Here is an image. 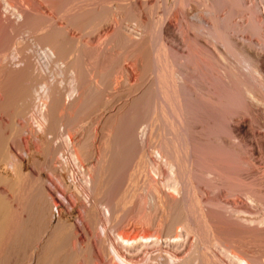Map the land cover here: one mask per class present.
<instances>
[{
  "label": "bare ground",
  "instance_id": "6f19581e",
  "mask_svg": "<svg viewBox=\"0 0 264 264\" xmlns=\"http://www.w3.org/2000/svg\"><path fill=\"white\" fill-rule=\"evenodd\" d=\"M183 1L184 0H182L181 3H183V4L186 3L185 4V6H186L188 3L183 2ZM201 2L203 3L201 5H204L205 9L198 11L199 13L197 12L195 16L191 15L193 12V11H191V12H186V14H185L186 18H185L182 16L183 14L180 12L181 16H182L181 18H184V20L186 19V24L188 23L187 31H188V35H189L190 40H192L194 42V44H196V46H198V49L204 48L205 50L209 51V53H211L214 56V58L216 57L219 60L229 61V62L234 63V65L243 74L247 75L249 77V79H251L255 82H258L259 87L264 89V0H204V2L202 0ZM213 2H217V4H218L217 9H215V7H214L215 3L213 5ZM12 3L10 0H0V8L3 7V5H4L3 8L5 9V13L8 14L6 16H9V18L13 16L12 22H14V24H16V26H19V25H21V26L25 25L26 26L27 22H26V18L24 16L26 14H24L17 6L13 5ZM1 4H3V5H1ZM175 5H177V4H175ZM185 6H184V8L186 9ZM57 8H58V6H57ZM123 8H124V6H123ZM149 8H150V5H149ZM85 10H87V9H85ZM2 11H3V9H2ZM34 11H35V9H34ZM88 11H90V10H88ZM82 13H84V12H82ZM96 13H97V11H96ZM180 13H179V15H180ZM31 14H33V13H31ZM33 15H32V17H33ZM38 15L42 16V14H38ZM179 15H178V17H179ZM207 15H209V17H211L213 19V22H211V23L208 22V19L206 17ZM37 16H36V18H40ZM192 16L194 18H196L197 21H199V25L197 24L198 27H196L198 29L194 33L192 32V30H193L192 26L194 25V23L196 24L197 22H194L192 26L188 27L190 25V23L192 24V20L191 21L189 20V17H192ZM43 17H45V15H43ZM237 17H240V20H237ZM29 18H31V17H29ZM146 18H149V17H146ZM79 19H80V15H79V17L75 18L76 21L74 20L71 22H73L74 25L76 24V25L82 26V28L84 30L86 29V31H88V33H89V32L96 30V28L100 25L102 18L97 17V18H94L95 20L93 19L92 21H88V22H86V21L83 22V21H80ZM32 20H33V18H32ZM30 23H34V22H31V20H30ZM30 23H28V25ZM207 23H208V27H206ZM35 24L34 25L31 24L30 26H32V25L35 26ZM72 24H70V26ZM38 25H39V23H38ZM141 25H143V24L141 23L140 27H141ZM30 26H27V27H30ZM155 26H157V25H155ZM143 27H145L144 32L141 31V35L139 34L140 38L142 36L141 39L135 38L136 36L135 37L132 36L129 40L131 47L133 49L136 48L134 50L139 49V46L141 44L144 45L143 44L144 42L146 44H148L149 40L152 39L151 37H149L150 39L147 37L149 40L147 38H144L146 35V32L150 34L153 31L152 27L150 25H148V27H146V25L145 26L143 25ZM48 28L41 29V31L39 29V30H37L38 32H40L39 34L37 32V34L35 36H33V37L29 36L30 41H29V39H28V41L30 43L27 41L28 43L27 44L25 43L24 48H20V47L18 48L17 46L13 45L8 50V52L3 53L5 48L3 45L0 46V264H80V258L83 257L82 255H84L83 254L84 253L83 252V250H84L83 246L84 245L83 246L81 245V238L82 237L80 238V229L82 232L86 231V228L84 227V225H86L85 220H87V222H89V224L92 227H98L100 229V232L102 234H104V236H105V238H101V236H100V242L102 243V248H99V250L102 249L103 254L106 255V258L109 261H111V263L107 262V259L105 261H103V258H104L103 257L102 260L100 261V264H194V261H192L193 258L190 255H188L186 253L188 258H189V256L192 258V259H188V260H186L187 257L185 255H184L185 257L182 256L183 255L182 250L178 249V245H179V241H181L180 238H182L181 236L183 234L181 235V232H180V234H179V232H178V234L176 232H174L175 226H172V224H171V222H173V225H175L174 220H172V218H174L175 215L177 216V217H175L176 220H177V218L178 219L180 218L179 220H177L178 223L182 219H184V222H186V220H187V222L190 220V218L187 216L188 212L184 214V210H183V208H186L184 206V202H185V193H187V191H186V185L187 184H185V182H184L186 179L185 170L183 171V168L180 166L181 164H179V162L176 161L178 159L177 156L179 154L178 148H176V146H178V143L184 142V141H182V140H184L182 138L189 131L187 129L186 130L187 132L184 134L178 128L177 122H178V124H180L179 123L180 122L179 116L182 115L183 111H182V113L180 111L178 112V109L176 107V105L178 106L180 104V103L179 104L177 103L178 101L176 102V105L174 103H172L173 102L172 100L174 99V97H176L178 100H181L182 96L186 95L188 97L189 96L191 97L194 95V93L192 92L193 90H191L189 88V86L186 84L187 82H185L186 80L184 78L183 71L181 72V70H177L178 68L176 69V64L178 65L177 62H175V61L171 62V60L169 59L170 55L167 54L168 49L166 47H165L166 51H163L160 48H159V50L158 49L153 50L152 47L151 48L149 47V46H152L150 43L148 45H145L148 48L147 47L144 48V46H143V48L145 50H147L146 52H148V53H146L147 55H145V59H146V56H148L147 57L148 63H146V64H148V68H149L150 74L152 76V79L150 80L149 84L147 85L146 90H144V96H143V94L141 96L138 95L139 97L138 98L136 97L135 100L132 102L131 105H133V107L132 106L130 107V108H132V112H130V111H124V112L125 113L130 112V114L131 115L133 114V116L137 115V113L139 112V111H137L138 110L137 109L138 108L137 103H139L138 101L141 100L143 102V99H146L145 105H143L144 103H142V105L145 106L142 110H144L145 112L142 110H141L142 111L141 113L139 112L141 114V116L145 114L146 117L143 118V116L141 117L139 115L141 119H139L138 117H137L138 119L137 118L134 119L135 117L133 118V116H131L132 120L129 118L126 121V119L123 116H121L122 112L121 113L119 112L120 118L118 117L113 122L112 132H110L111 130L110 131L108 130L110 132V134H106L107 138L105 137L104 138L105 140L104 139L102 140V141H104V147H102L103 144L100 143V144H102L100 147V148H102V149H100V150H102V152H101V154L99 153L97 155L96 149L98 150V146L95 145V141H96L95 139L97 138V134H96L95 130L97 127L93 126L94 127L93 128L90 125L93 128V130L91 127H89V128H91L90 131L92 130L91 134L89 133L90 131L87 130L88 133L90 134V136L89 137L87 136V137L90 140H89V145L88 144L86 145L85 143L87 142L88 139H86V140L84 139V141H83V135L81 133V126L78 124V122H79L78 117H80V116H78V114H79V112H81V109H83L87 105L91 104L90 106L93 109L92 103L96 101L95 99L93 100V98L95 97L96 93H98V92L94 93L95 90L98 91L96 89L97 86L95 85L98 83V81L96 80L98 75H99V73L97 72L98 70L96 68V65H94V64H93L94 66L91 63H90L91 65H89V64H87L88 62L86 63V61H85V63L88 66L83 64L82 56H84L86 53L84 52L85 50H83V52L85 53L84 55H82L80 53L79 46H80V43H81V46L83 45L82 42L79 43V41H78V43H77V41L74 40V38L73 39L71 38L73 35L70 36V38L68 37V35L65 36L64 34H67V33L64 31L62 32L64 27L63 28L60 27L62 30L61 29H60V31L58 30L57 32H59V33L56 32L55 34H54V29H52L50 27L52 29V30H50ZM16 29H18V28H16ZM23 29L24 28H22V33L24 32V34H22L23 37H24V35L26 36L25 33H28V35H30L31 32H34V29H32V27L30 29H27L25 27L26 30H24V31H23ZM79 29H81V27ZM115 30H116V33L114 35H117V34L120 36L123 35V34H121L122 28L120 26H116ZM35 31H36V28H35ZM61 33H62V35H60ZM142 34H144V35H142ZM152 34H154V33H151V35ZM118 35H117V37H118ZM110 36L112 38V35H110ZM160 36H161V34H160ZM23 37L20 36L19 39L24 40ZM117 37H116V39H117ZM26 38H27V36H26ZM108 39H110V38H108ZM143 39H147L148 43L146 40H143ZM142 40L144 41L143 43H142ZM107 42H108V40H107ZM124 45H125V43H124ZM103 46H104V44L102 45V47ZM157 46L155 45L156 48H157ZM92 47H93V45H92ZM158 47H160V44ZM163 47L164 46H161V48H163ZM82 48L84 49V47H82ZM140 49H141V46H140ZM139 50H138V52H139ZM87 53H89V51ZM197 53L199 54V52H197ZM90 54L91 53H89V55ZM86 56H87V54H86ZM213 56H211V57H213ZM86 59H88V58H86ZM194 64H196V63H194ZM194 68H193V70H194ZM104 70H102V72ZM187 74H189V73H187ZM190 75H191V73H190ZM192 75H194V74H192ZM101 77H102V75H101ZM101 80H103V79L101 78ZM104 81H106V79ZM237 84H236L237 85L236 90L238 93L244 94L247 98L253 100L254 102H261L262 101L258 92L253 90L251 87L247 86L246 83H241V82L238 83L237 82ZM98 86H99V84H98ZM168 91H169V94H167ZM141 101H140V103H141ZM97 102H98V100H97ZM96 103H94V104L96 105ZM140 106H141V104H140ZM95 107L96 106H94V108ZM181 107H182V105H181ZM86 108L88 109V107H86ZM89 109H90V107H89ZM89 109H88V111H89ZM209 109H211V108H209ZM181 110H183V109H181ZM84 111H87V110L84 109ZM82 112H83V110H82ZM160 112L162 113V119L157 117L158 113H160ZM89 114L90 113H88V115ZM109 115H112V113ZM2 116H6V117L8 116L10 121L8 123H4ZM81 117H83V116L81 115ZM80 119L82 120V118H80ZM110 119H109V121H110ZM146 119L149 121L148 123H150L151 129L150 128L149 129L151 131L148 130L149 125L147 127L144 125V127L147 128V130L150 132V134L144 133V135H146V136L150 135V137L153 135L154 138H152V137L151 138L154 141V139L159 138L158 136L155 137V135H154L156 133V131L159 132V130H157L156 127L158 126V128L160 127V129H161V135H160L161 137L156 141L157 143L155 145H152V146L150 144H148L151 142L149 136H148L149 140L146 141V140H144L146 138V136H144L145 138H143V135H142V138H141L138 135V133H140V132L137 131L140 123H143V122L145 123ZM180 120H181V118H180ZM83 121H84V119H83ZM95 121H96V119L93 118V120H91V123L92 122L94 123ZM109 125H111V124H109ZM103 128H104V126H103ZM155 129H156V131L154 133L153 131ZM145 130L143 132H145ZM148 131H146V132H148ZM141 132H142V130H141ZM209 133H211V132H208L207 135ZM188 134L190 135V132ZM215 134H212L213 136H211V135L207 136L206 135L207 138L204 135L205 139H206L205 143H208L209 145H212V146L213 145L220 146V149H222V148L225 149L226 147L228 149V147H230L229 142L224 138H217L218 136L214 137ZM186 136H188V135H186ZM227 136H230V135L227 134ZM153 141L151 144H153ZM145 142H147L146 145L148 144V146L143 145ZM182 144L184 146L185 142ZM234 145H236V144H234ZM143 146L147 147V149L149 146L152 147V149H153V146H154V148H157L156 153H155V150L153 151L154 156L156 158L160 157L159 161L163 159L164 162L160 161L161 164L166 163L167 166L164 165L165 168L166 167L169 168V170L167 168L168 172L166 171V175H165V172L162 170L164 172V173L163 172L162 173L165 176L164 177L162 175V177H164L163 178L164 180H162V178H160L162 180L160 182L159 176H158L157 179L159 181H157V182H159L161 187L159 186L160 188L159 189L155 188V190H157V192H158V194L156 193L158 195V196H156V198L159 197V199H161V201H162L161 203L164 204V206L166 207L165 209L170 212V214L166 212L167 217H169L170 215L173 216L172 218L170 216L171 219H169V218L165 219V220H168V219L171 220L169 222L170 226H168V227L172 226L174 231L172 230V227H171L170 232L173 231L177 235H175L173 232H172V234H174V235L170 234L169 232H168L169 234L164 235L163 234L164 232L162 230H160L161 228H158V229L160 230V232L162 231L163 233H157L159 230H157L156 233H148V232H153V231H150L148 229H147L148 230L147 233L145 232L146 230L145 231L143 230L144 233H142V232L136 233L138 231V229L135 233L134 232L132 233V232H129V229L126 231L124 229H123L124 231H119V229H116V226H114V225H117L116 221L117 220L119 221V219H120L119 217H121V216H123V217H122V219H120L121 221H119V222L123 223V221H125V222L127 221V220H124L125 219L124 216L129 215V214H126V211H128L127 208L131 209V207H129V206L134 204L136 199L129 198V199H133V201H134L131 203L132 200L129 202L128 198H124V197L120 198V199L124 198V200H126L127 203L128 202L130 203V205H129V203L127 205V203L125 204L124 200L122 201V203L124 202V204L120 203V205H122L123 208L126 210V211L123 210L122 206H121L122 212L124 211L122 214V212L118 208H116L117 210L115 209V202L111 201V198L107 199V203H106L105 196H107V195L111 196L112 189L116 187L115 185H117V184H115L116 181L114 182V180L116 178L121 177L120 175L123 174L122 170L124 168L129 167L128 165H131V164L134 167V164L135 163L137 164V161H140L139 159L143 158V156L146 155L143 152H142L143 154L142 153L138 154L139 152H141L144 149ZM183 146H181V147L183 148ZM204 146H205V144H204ZM224 149H222V150H224ZM100 150H99V152H100ZM143 151H145V149ZM190 152H191V150H190ZM137 154L140 156L141 155H143V156L141 158H140V156H137L139 158L136 161L135 157ZM99 156H101V158ZM221 158L223 159L222 156H221ZM40 159H42V160H40ZM146 159H147V156H146ZM141 160H144V158ZM148 160H150V159L148 158ZM153 160H154V158H153ZM26 161H28L29 163L34 165L33 170L26 171ZM144 161H143V163L145 164L146 162H144ZM197 161H198V159H197ZM149 162L151 163V161H149ZM156 162H157V159H156ZM140 163H142V162L140 161ZM150 163L149 164L146 163V165H144V166H146V167H147V165H149V167L152 166L151 169L148 167L149 168L148 170H149V172H151L153 170L154 173L156 171V176H157L158 175L157 172H159V169H160L158 166L159 163L157 162L158 163L157 169H156V167H153L154 162L151 163V166H150ZM141 165L140 166L138 165V168L139 167L141 168ZM130 168L132 169V167H130ZM135 168H137V167H135ZM137 169H135L136 173L130 171V173H132V175H130V176H128L129 173L126 172L125 177L127 179H129V178L133 179V182H134L135 176H136V180H137L138 178H140L139 175L142 174V172L140 174L137 173V172H139V169H138V171H137ZM141 169H143V166ZM144 169H145V167H144ZM146 169L144 171L143 170H140V171H143L145 174L148 173V175L150 176V173ZM153 171L151 172L152 175L154 174ZM191 171H192V169H191ZM160 173L161 172H159V174ZM187 173H189V172H187ZM207 173H208V171H207ZM143 175L144 174H142V176ZM201 175H203V174H201ZM205 175L206 174H204V176ZM153 176H152V178H154ZM122 177H123V175H122ZM144 177H143V179L146 178V177L145 178ZM187 178H189V177H187ZM122 179H120V180L118 179V180L121 181ZM141 179L142 178H140L138 180L141 182L142 181ZM147 179H149V178H146V180ZM138 180H137V182H138ZM208 180L209 179H207V181ZM119 181H118V183H119ZM122 181H121V183L123 184L124 182H122ZM127 181H126V183H127ZM129 181H132V180H129ZM129 181H128V183H129ZM145 181L143 180V182H144L143 184H145ZM147 181H149V180H147ZM136 183L134 182V185ZM122 184H120V185H122ZM138 184H140V183H138ZM148 184H150V183H148ZM140 185L142 186V183ZM118 186L119 185H117V187L115 188L116 191L118 189L117 192H119V190H122V189L125 191H129V192L134 191L133 193L138 192L137 188H136L137 191L131 190L133 188L135 189L136 186L135 187L132 186L133 187L132 188L129 185V187H128L129 190H127V188H126V186H128V185L123 184V188H122V186L121 187L120 186L118 187ZM189 186H190V182H189ZM124 187L126 189H124ZM130 187H131V189H130ZM139 187L140 186L138 185V188ZM143 187H145V186H143ZM215 187H217V186L214 185V188ZM141 189H142V187H141ZM189 189H190V191H189ZM189 189H187V190L189 192H191V188H189ZM147 190H149V189H147ZM113 191H115V190L113 189ZM125 191H124L125 194H123V191H122V195H126ZM238 191H239V189H238ZM115 192H113V193H115ZM131 192H130V196L132 195ZM120 193H119V195H120ZM250 194L248 192L247 195L249 196ZM115 195H116V193H115ZM119 195H117V196H119ZM127 195H129V194H127ZM127 195H126V197H127ZM133 195L135 196V194H133ZM188 195H190V193H188ZM117 196H112V198L113 197L116 198ZM186 196H187V194H186ZM252 196H253V197H251L252 199L250 197L248 198V199H251V202L254 201L257 197V196H255V193ZM187 197H189V196H187ZM209 197H211V196H209ZM115 198H113V199L115 200ZM118 198L119 197H117L116 199L118 200ZM135 198H136V196H135ZM192 198H193V194H192ZM253 198H255V199H253ZM103 200H105V204H104L105 206H101V207H103V210H101L100 213H102V215L104 217V222L107 223L110 220L109 223H111V222H112L111 224L114 223L113 228H115L118 231L115 234L116 230L113 229L114 230L113 236L116 239V240L114 239L116 241V243H115V241L112 242L113 239L108 241L109 236L107 237L106 233H107V230H109L108 228H110V227L108 226V228H107L106 227L107 225L102 223L103 222V221H101L102 218L100 219L98 217L99 213L97 215L96 205H97V207L99 206L98 205L99 203H100V205H103L102 204V203H104ZM208 200L210 201L211 199H208ZM217 200H218V198H217ZM217 200H215V201H217ZM260 200L261 199H259V201ZM16 201H18L19 203ZM186 201H188V203H189V200H186ZM15 203L16 204L18 203V204L16 205ZM90 203H91V206L89 205ZM141 203H142V201H141ZM213 203L215 204V202H213ZM213 203H211V204H213ZM116 204H118V203H116ZM262 204H263V201H262ZM15 205L16 206L19 205V208L16 207L18 209V210H16V211H18V213H16V214H18V215H13V208ZM124 205H127L128 207L126 208V206H124ZM220 205H222V204H220ZM119 206H117V207H119ZM191 206L195 207V203L193 205H190L189 208ZM204 206H205V204H204ZM54 207L57 209V214H58L56 219H55V214L53 211ZM214 207L216 208V206H214ZM218 207H219V205H218ZM221 207L224 208L225 206H221ZM221 207H219V208H221ZM196 208L197 207H195L194 209L192 208L191 210L194 211ZM209 208H208V210L205 209V210H207V212L204 210L203 213L205 212L207 214L210 222H212L213 224H215L217 226L216 227L214 225L216 228L213 227L215 229V233H216V234L215 233L214 234L217 235L216 236L217 241L219 240L218 241L219 243L221 241V244L224 241H226L228 243V245L230 242H233V241H235V242L238 241L237 243L240 242V245L238 244L239 249H237V247H235L234 250H236V251L234 253H232L234 263L235 264H264V212L261 215H259V217H255V216L254 217H250V216L247 217L246 216L247 218H242V219L239 218L240 220H238V218H237V220H235L236 218L234 220H231V219H229L230 217H228L227 219L223 218L222 217L223 213H221L222 216L221 215L217 216V214L212 212L211 207H209ZM114 209L116 210L115 211L116 213L121 212L120 214H122V215L119 214V216L115 214V216L118 217V219L115 218V219H117L116 221H113V219H110V218H112L111 215L114 217V214H112V213H115L114 211L112 212V210H114ZM247 209H248V207H247ZM75 210L78 211L77 222H70L69 217H71L73 215ZM194 212L197 214V212H199V211L197 210V212L196 211H194ZM14 213H15V210H14ZM158 214H160V213H158ZM177 214H179V215H177ZM198 214L200 215V213H198ZM206 214H205V219H208L206 217ZM255 214L256 213H254V215ZM141 215H143V214H141ZM178 216H180V217H178ZM129 217H131V216H129ZM129 217H127V218L129 219ZM138 217H137V219H139ZM203 217H204V214H203ZM143 218L145 219V216ZM187 218H189V220ZM201 218H202V216H201ZM118 221H117V223H118L117 226H119ZM150 221H151V218H150ZM184 222H182L183 225H185ZM201 222L202 223L204 222L203 219ZM201 222L200 223L198 222L199 225H197L198 228H196V229H199V227L201 225H203V226L200 227L199 230L206 227V225L202 224ZM162 223H163V220H162ZM178 223H176V225ZM193 223H194V221H193ZM126 224H128V223H126ZM161 225H158V226H161ZM188 225H189V223H188ZM219 225L220 226L222 225V227L224 228L222 231H220L221 228L218 227ZM192 226H190V227H192ZM211 226H213V225H211ZM83 227L85 228V231L82 230V229H84ZM132 227H133V225H132ZM132 227L130 229H132V231H134L133 228H135V227H133V228ZM176 227H177L176 228V231H177L178 226H176ZM9 229H11V231ZM182 229H184V228H182ZM192 229H195L194 226ZM214 229H213V231H214ZM95 230H96V228H95ZM121 230H122V228H121ZM180 231H181V229H180ZM201 231H203V230H201ZM109 233H110V231H109ZM165 233H167V232H165ZM198 233H201V232L199 231ZM110 234H112V233H110ZM186 234H184V235H186ZM201 234H199V235H201ZM195 235H197V234H195ZM215 235H214V237H215ZM198 237L196 236L195 238H198ZM185 239H187V238H185ZM197 240H199V238ZM217 241H216V243H217ZM184 242H183V244H184ZM227 243L224 242L223 244L225 245ZM86 244H88V243H86ZM86 244H85V246H86ZM89 244L90 245H87V247L84 250V251H87L86 254L89 256L88 258L86 256H84L85 258H87V259H84L85 262H87L86 260H88V263L91 261L90 259L92 258L91 257V255H92L91 251L94 250L91 243H89ZM163 244L168 245L169 248L166 247L167 250L163 249L162 248V246H164ZM181 244H180V247L182 248L183 246H181ZM242 244H243V246H241ZM231 245H232V247H234L233 244H231ZM231 245H230V247H231ZM150 246L155 247L157 250V253H154V254L150 253V251L148 249ZM190 249H192V248H190ZM89 252H90V255L88 254ZM199 256H201V255H199ZM196 257H197V255H196ZM196 257H194V258L197 259ZM202 257H203V259L206 258V256H202ZM207 258H208V256H207ZM207 258L205 260H207ZM198 259H200V257ZM84 260H82V262ZM200 260L198 261V263L200 262ZM208 261H209V259H208ZM196 263H197V261H196ZM202 263L205 264L203 261H202ZM209 264H210V262H209ZM218 264H219V262H218ZM229 264H231V263H229Z\"/></svg>",
  "mask_w": 264,
  "mask_h": 264
},
{
  "label": "rangeland",
  "instance_id": "374dc122",
  "mask_svg": "<svg viewBox=\"0 0 264 264\" xmlns=\"http://www.w3.org/2000/svg\"><path fill=\"white\" fill-rule=\"evenodd\" d=\"M10 1H11V3L13 2L12 4L17 6L24 14H26L24 16L26 18L27 23H26V26L23 25L24 27L21 25L16 26V24H14V22H12L13 16L10 18H9V16H6L8 14L5 13V9L3 8L4 5L1 4V5H3V7L0 8L1 9L0 10V13H1L0 14V43H1L0 46L3 45L5 48V50L3 49L4 51L2 50L3 53L8 52V50L13 45L17 46L18 48L19 47L24 48L25 43L27 44L30 41L29 38L31 36L33 37L37 34V32H38L37 30L40 29V31H41V29H46L48 27H49L48 29H50V30L54 29V34L58 30L60 31V29L64 27L63 30L62 29L61 30H62V32L64 31L67 33V34H64L65 36L68 35V37L70 38V36L73 35L71 38L72 39L74 38V40H76L77 43L79 41V43L82 42L83 45L85 44L84 46L83 45L81 46V43H80V46H79L80 53L82 55H84L85 53L87 54V56H86V54L84 56L81 55L82 60H83V64H85L86 66H88L87 64L96 65V68L98 70L97 72L99 73V75L96 79L98 81V83L97 84L94 83V84L97 86L96 89L98 91L95 90L94 93H96V92H98V93H96V95H95L96 98L95 97L93 98V100L94 99L96 100L95 102L92 103L93 109L90 106L91 104L87 105L86 107H88V109L90 107V109H89L90 112L88 111V109L86 107H84L83 109H81V112H79L80 115L78 114V116H80V117H78V116L77 117L79 119L78 124L81 126V133L83 135V141H84V139L85 140L88 139L87 142L85 141L86 143L84 142L86 145L87 144L89 145L90 139L88 137L92 133V130L94 128L93 126L97 127L95 130L96 134H97V138L95 139L96 140L95 145L98 146V150L96 149L97 155L99 153L101 154L102 150H100V149H102V148H100V147L102 144H103L102 147H104V141H102V140L105 137L107 138L106 134H110V132H112V124L118 117L120 118V113L121 112L123 113V114L121 113V116H123L126 119V121L129 118L132 120L131 116H133V114L132 115L130 114V112H132V108H130V107L131 106L133 107V105H131V104L135 100L136 97L138 98L142 94L144 96V90H146L147 85L149 84L150 80L152 79V76H151L149 68H148V64H146V63H148V60H147L148 56H146V59H145V55H147L146 53H148V52H146L147 50L144 49L145 47H147L145 45H148L150 43L152 46H149V47L150 48L152 47L153 50L154 49L159 50V48H160L161 50L166 51V48L168 49L167 54L170 55L169 59L171 60V62L175 61L178 63V65L176 64V69L178 68L177 70H181V72L183 71L184 78L186 80L185 82H187L186 84L189 86V88L191 90H193L192 92L194 93V95L191 97L190 96L188 97L186 95L182 96L181 100H178L176 97L173 96L174 99L172 100L173 101L172 103H174L175 105H176L177 101H178L177 102L178 104L180 103L182 105V107L180 104L178 106L176 105L178 112L180 111L182 113V111H183L182 115L179 116L181 118V120L179 118L180 124H178V122H177L178 128L184 134L187 132L186 131L187 129L190 132V135L188 134L189 133L188 132L182 138V139H184L182 141L185 142L184 146L182 144L184 142L178 143V146H176V148H178V151L180 154L179 155L177 153L178 159L176 161L179 162V164H181L180 166L183 168V171L185 170L186 179L184 182H185V184H187L186 185L187 193H185V202L186 203L184 202V206L186 208H183V210H184V214L188 212L187 216L190 218V220H189V218H187L189 221L187 222V220H186V222H184V219L181 218L183 221L181 220L178 223L177 220H179L180 218L179 219L177 218V220H176V218H175V217H177L176 215L174 218H172L173 216L170 215L172 220H174L175 225H173V222H171V224H172V226H175L174 227L175 231L173 230V227L172 226L171 227H172V230L174 232H176L177 234H178V232H179V234L181 232V235L183 234L181 236L182 238H180L181 241H179L178 249L182 250V254H183L182 256L185 255L187 257V254H188L193 258L192 259L189 256V258L187 257L186 260L192 259V261H194V264H199L200 262H201L200 264H203L202 261L205 264H209V262H210V264H218V262H219V264H229V263L235 264L233 257H232V253H234L236 251V250H234L235 247H237V249H239L238 244L240 245V242L237 243L238 241L237 242L233 241V242H230L228 245V243L223 240L227 244L224 245L223 244L224 242L221 244V241L219 243L218 242L219 240L217 241V238H216L217 235H215L216 233H215V229H214L217 226L215 224H213L212 222H210L207 214L205 212L203 213V211L205 209L208 210V208L211 207L212 212L217 214V216H219V215H221V213H223L222 214L223 216L221 215L223 218L227 219L228 217H230L229 219H231V220H234L235 218H236L235 220H237V218H238V220H240L239 218L242 219V218H247L249 216L250 217H254V216L259 217V215H261L264 212V89L259 87L258 82H255V81L249 79V77L247 75L243 74L234 65V63L229 62V61H222V60L217 59L216 57L214 58V56L211 53H209V51L205 50L204 48L198 49V46H196V44H194V42L192 40H190L189 35H188V31H187L188 23L186 24V19L184 20V18H181V17L183 16L186 18V15H185L186 12L193 11L194 13L192 12L191 15L195 16L198 11L204 10L205 9L204 5H201V4H203L201 2L202 0H184L183 2L188 3L186 6H185L186 3L185 4L181 3L182 0H175V1L174 0H116V1L115 0H72V1L71 0H68V1L67 0H10ZM203 2H204V0H203ZM214 3H215V6H214L215 9H217L218 4H217V2H213V5H214ZM175 4H177V5H175ZM149 5H150V8H149ZM57 6H58V8H57ZM123 6H124V8H123ZM184 6L186 7V9L184 8ZM2 9L4 12L2 11ZM34 9H35V11H34ZM85 9H87V10H85ZM88 10H90V11H88ZM96 11H97V13H96ZM82 12H84V13H82ZM180 12L183 14L182 16H181ZM31 13H33L34 15ZM179 13H180V15H179ZM38 14H42V16L38 15ZM27 15L31 18H29ZM32 15H33V17H32ZM43 15H45V17H43ZM79 15H80L79 20L83 21V22L84 21H86V22L92 21L94 18H97V17H99V18L101 17L102 19H101L100 25L96 28V30L89 32L90 33L89 34L88 31H86V29L84 30L82 28V26L76 25V24L74 25V23L71 22V21H74L75 18L79 17ZM178 15H179V17H178ZM36 16L40 17V18H36ZM146 17H149V18H146ZM206 17L208 19V22H210V23L213 22V19L211 17H209V15H207ZM32 18L34 21L32 20ZM30 20H31V22H34V23H30ZM189 20L190 21L192 20V24L190 23V25L188 27L192 26L194 22H197L196 24L194 23V25L192 26L193 30L191 29L192 32L194 33L198 29L196 27H198L199 21H197V19L194 18L193 16L189 17ZM237 20H240V17H237ZM140 22L144 26L146 25V27H148V25H150L152 27V30H153L151 33H154V34L151 35V33L149 34L146 32L145 37L144 36L143 37L144 38L151 37L152 39L149 38L150 39L149 40L147 38L149 40V43H148L147 39H143V40H146L148 44H146L142 40V43L144 42L143 43L144 45H142V44L140 45L141 49L139 46L140 50L139 49L134 50L136 48L133 49L131 47L129 40L132 36L133 37L136 36L135 38H140L139 36L141 35V31L144 32L145 27H143V25H141V27H140V24H141ZM28 23H30V24L28 25ZM38 23H39V25H38ZM69 23L70 24L73 23V24L70 26ZM31 24H33V25L35 24V26H33V25L30 26ZM154 24L157 26H155ZM27 26H30V27H27ZM116 26H120L122 28V33H121V34H123L122 36L117 34L118 35V37H117V35H114L116 33V30H115ZM25 27L27 29H30L32 27V29H34V32H31V34L29 33L30 35H28V33H25L27 38L25 35H24V37L22 35V34H24V32L22 33V28H24L23 29V31H24V30H26ZM34 27L36 28V31H35ZM80 27H81V29H79ZM206 27H208V23L206 24ZM16 28H18V29H16ZM39 33L40 32H38V34ZM57 33H59V32H57ZM160 34H161V36H160ZM60 35H62V33ZM110 35H112V38ZM142 35H144V34H142ZM20 36L23 37L24 40H20L19 39ZM125 36L126 37L128 36V37L126 38ZM116 37L118 40L116 39ZM108 38H110V39H108ZM141 38H142V36H141ZM28 39H29V41H28ZM107 40H108V42H107ZM124 43H125V45H124ZM103 44H104V46L102 47ZM159 44H160V47H158ZM92 45H93V47H92ZM155 45L156 46L158 45L157 48L155 47ZM143 46H144V48H143ZM161 46H164L163 47L164 49L161 48ZM82 47H84V49ZM83 50H85L84 51L85 53L83 52ZM138 50H139V52H138ZM88 51H89V53H91L90 55H89V53H87ZM197 52H199V54ZM211 56H213V57H211ZM86 58H88V59H86ZM85 61H86V63L87 62L88 63L86 64ZM194 63H196V64H194ZM193 68H194V70H193ZM102 70H104V71L102 72ZM187 73H189V74H187ZM190 73H191V75H190ZM192 74H194L195 76ZM101 75H102V77H101ZM101 78L103 80H101ZM105 79H106V81H104ZM237 82L238 83L239 82L246 83L247 86H249L253 90L257 91L259 96L261 97L262 101L261 102H254L253 100L247 98L244 94L238 93L236 90V86L238 85ZM98 84H99V86H98ZM167 94H169V91L167 92ZM97 100H98V102H97ZM140 101H138L139 103H137L139 105V106L137 105V107H138L137 111H139L141 113L142 111H144L142 109L145 107L143 105H145L146 99H143V102L141 101V103H140ZM94 103H96V105ZM142 103H144V104L142 105ZM140 104H141V106H140ZM93 105L96 107L94 108ZM209 108H211V109H209ZM84 109H86L87 111H84ZM181 109H183V110H181ZM82 110H83V112H82ZM124 111H130V112L125 113ZM139 112L137 113V115L133 116V118L135 117L134 119H136L137 117L139 119H141L140 118L141 114ZM88 113H90V114L88 115ZM111 113H112V115H109ZM81 115L83 117H81ZM144 115H142L143 118L146 117V115L145 116ZM2 117H3L4 123H8L10 121L8 116L7 117L2 116ZM92 117L94 119H96V121H95L96 123L95 122L91 123V120H93ZM157 117L162 119V113L161 112L158 113ZM80 118H82V120ZM108 118L109 119L111 118L110 121ZM83 119H84V121H83ZM146 122L140 123V125L137 129V131L140 132V133H138V135L141 138H142V135H143V138H145L144 136H146V135H144V133L150 134V132L148 131L151 129L150 123H148L149 121L147 119H146ZM109 124H111V125H109ZM144 125L146 127L149 125L148 130H147V128L144 127ZM103 126H104V128H103ZM89 127L92 128L91 131H90L91 128H89ZM142 128L146 129V130L144 129L145 132H143L144 130ZM156 129L159 130V132L156 131ZM156 129L153 131L154 133L156 131V133L154 135H155V137L158 136L160 138L161 137L160 136L161 135V129H160V127L158 128V126L156 127ZM87 130L90 131L89 132L90 134L88 133ZM108 130L109 131L111 130V131L109 132ZM141 130H142V132H141ZM146 131H148V132H146ZM208 132H211V133L213 132L212 134H215L217 132L218 134L216 133L214 135V137L218 136L217 138L226 139L229 142L230 147H228V149H227V147L225 149L222 148V149H224V150H222V149H220V146L213 145L214 146L213 147L212 145L205 143L206 142L205 136L207 135ZM211 133H209L208 135L213 136ZM226 133L230 136H227ZM186 135H188V136H186ZM148 136H149L150 141H151V142L149 141L150 143H148V144H150L151 146L155 145L157 143L156 141L159 138L158 139L156 138L153 141L152 138H154V136L152 135L151 136L152 138L150 137V135H148ZM148 136H146V138L144 140H146V141L149 140ZM207 136H206V138H207ZM152 141H153V144H151ZM100 143H102V144H100ZM146 143L147 142H145L143 145L148 146V144L146 145ZM204 144H205V146H204ZM234 144H236V145H234ZM145 146H143V147H144L146 152L143 151L144 149L142 148L143 150L141 149L142 151L139 152L138 154L143 152L146 155L140 156L137 154L135 157L136 161H137L139 158L137 156H140V158L143 156L145 161L141 160V159H143V158H141L139 160L142 163H140V161H137V164L135 163L134 167L132 164L128 165L129 167L126 166L128 169L130 167H132V169L130 168L128 170L127 168H124L122 170L123 177H122V175H120L123 179L121 177H119V178H116L114 180V182L116 181L115 184L119 185L120 187L122 186V188H123V184L128 185V186H126L127 190H129L128 189L129 185L131 187L132 186L135 187L138 183H140V184L142 183V186L140 184H138L140 186L139 188H138V185L135 187V189L133 187H132L133 189H131V187H130L131 190H136V188H137L138 192L133 193L134 191L133 192L130 191L132 194L131 195L132 197H131L129 191H125L122 189V190H119V192H117L118 189H117V191L115 189L117 187V185H115L116 187L113 188L114 187L113 186L112 188L116 192L113 191V189H112L111 196H109V195L105 196L106 203H107V199L111 198V201L115 202V209L118 208L121 212H122V210H121L122 205H120V203L124 204V202L122 203L124 198H128L129 202L132 200L131 203L134 202L133 199H136L134 204H132L133 206L132 205L129 206V207H131V209L127 208L128 207L127 205L129 202L127 203L126 200H124L125 204L127 203V205H124V206H126L128 211H126L123 208V206H122V209L126 211V214H129V215L124 216L125 217L124 220H127V221L125 222L122 220L123 223L119 222V221H121L120 219H122L123 216L119 217L120 219L118 221L117 220L118 217H116L115 214L119 216V214L121 212L118 210L120 213H118V212L116 213L115 211L117 209L116 210L114 209V210H112V212L113 211L115 212V213H112V214H114V217L111 215L112 218H110V219H113V221L117 220L119 222V226H117L118 225L117 221H116L117 225H114V223L111 224L112 222L109 223L110 220L107 223L104 222V217H103L102 213H100V212H101V210H103V207H101V206H105L104 205L105 200H103L104 201V203H102L103 205H100V203L98 204L101 208L99 206L97 207V205H96L97 215L99 213L98 217L100 219L102 218L101 221H103L102 222L103 224L107 225L106 226L107 228H108V226L110 227V228H108L109 230H107V233H106L107 237L109 236L111 238L110 239L108 237V241L113 239L112 242H114L116 240L115 237L113 236L114 230H116V229H119V231H124V230L126 231L129 229V232H132V233L133 232L135 233L137 231V229H138V231L136 233H140V232L144 233L145 230H146L145 231L146 233L148 232V230L153 231V232H148V233H156V231L159 230L158 228H161L160 230H162L164 233L162 231L160 232V230L157 233H163L164 235L169 234V233L172 234V232H173V231L170 232L171 227H168V226H170L169 222L171 220H169V219H171V218L169 215H168L169 217H167V213L170 214V212L165 209L166 207L164 206V204L161 203L162 202L161 199H159V197L156 198V196H158L157 195L158 192H157V190H155V188L159 189L161 187L159 182H157V181L160 180V182H161L162 180H164L163 178L165 176L163 173L165 172V175H166V171H167L168 167L165 168L164 165H166V163L161 164V162H164L163 159L160 160L161 161L160 162L159 161L160 157L156 158L154 156L153 151L155 150V153H156L157 148H154V146H153V149H152V147L149 146L147 149V147H145ZM181 146H183V148ZM99 150H100V152H99ZM190 150H191V152H190ZM146 156H147V159H146ZM221 156L223 157V159L221 158ZM99 157L101 158V156H99ZM148 158L150 160H148ZM153 158H154V160H153ZM156 159H157V162L159 163V165L156 162ZM197 159H198V161H197ZM40 160H42V159H40ZM143 161L146 162L147 164L150 163L149 161H151V163L154 162L153 167H156V169H157L159 166L160 169L162 168L161 170L159 169V172H161V173L163 171L164 172L162 174L161 173L159 174V172H157L158 175L156 176V171L154 173V171L152 170L153 173L155 174V175L153 174L154 175L153 176L151 173L152 171L149 172V170H148L149 168L150 169L152 168L151 163H150L151 167H149V165H147V167H146V166H144V165H146V163L144 164ZM138 165L139 166L141 165V168L143 166V169H141L140 167L138 168ZM135 167H137L139 169V172H137V173L140 174L142 172V174H144V175L142 176V174H140V175L138 174L140 176V178H142L141 182L138 180V179H140L138 177H137L138 178L137 179L138 182H137L136 176H135L134 182L135 183L137 182V183L134 185L133 179H130V178L127 179L125 177V174H126V172H128L129 173V174L127 173L128 176L132 175V173H130V171L136 173L135 169H137V168H135ZM144 167H145V169L147 168L146 170L150 173V176L148 175V173L145 174L143 172L145 170ZM33 169H34V165L29 163L28 161H26V171H30ZM138 169H137V171H138ZM191 169H192V171H191ZM140 170H143V171H140ZM168 170H169V168H168ZM207 171H208V173H207ZM187 172H189V173H187ZM201 174H203V175H201ZM204 174H206V175L204 176ZM151 175L154 178H152ZM162 175L164 177H162ZM144 176L146 178H149V179H147L149 181H147ZM158 176H159V180L157 179ZM143 177L145 179H143ZM187 177H189V178H187ZM160 178H162V180ZM118 179L119 180L122 179L123 181L122 180L121 181L124 183L122 184L121 181H119ZM126 179L128 181L132 180V181H129L130 184L128 183V181ZM207 179H209V180L207 181ZM143 180L144 181L146 180L145 184H143L144 183ZM118 181H119V183H118ZM126 181L128 184L126 183ZM188 181L190 182V186H189ZM148 183H150L151 185ZM120 184H122V185H120ZM214 185L217 187L214 188ZM143 186H145V187H143ZM141 187H142V189H141ZM126 188L124 187V189H126ZM189 188H191V192H189L190 191ZM147 189H149V190H147ZM187 189H189V191ZM238 189H239V191H238ZM122 191H123V194H125L124 193V191H125L126 195L127 194H129V195H127V197H126V195H122ZM113 192H115L116 195ZM248 192H249V194L251 193L250 194L251 196L247 195ZM253 192L255 193V196H257V197H256V199L253 198L255 200L251 202V199H252L251 197H253L252 195H254ZM119 193H120V195H119ZM188 193H190V195H188ZM191 193L193 194V198H192ZM133 194H135L136 198ZM186 194L189 197H187ZM117 195H119V196H117ZM112 196H117L119 198L117 200L116 199L117 197L116 198L113 197V198H115V200H114L112 198ZM209 196H211V197H209ZM122 197H124V198L120 199ZM249 197L251 199H248ZM129 198H133V199H129ZM217 198H218V200H217ZM208 199H211V200L209 201ZM259 199H261L260 200L261 202L259 201ZM186 200H189V203ZM215 200H217V201H215ZM141 201H142V203H141ZM262 201H263V204H262ZM16 202H18V201H16ZM213 202H215V204ZM116 203H118L120 206ZM192 203L193 204L195 203V207H197L194 211H196V212H197V210L199 211V212H197V214L191 210L192 208L193 209L195 208L194 206L193 207L191 206L189 208L190 205H193ZM211 203H213L214 205ZM204 204H205V206H204ZM220 204H222V205H220ZM16 205L14 206L15 209L13 208V215H18V214H16V213H18V211H16V210H18L17 208H19V205L18 206H16ZM89 205L91 206V203ZM129 205H130V203H129ZM218 205H219V207L225 206L226 208L225 207H224L225 209L223 207L219 208ZM117 206H119V207H117ZM214 206H216L217 209ZM247 207H248V209H247ZM142 208L143 209L145 208V209L143 210ZM14 210H15V213H14ZM207 210H205V211L207 212ZM53 211H54L55 219H56L58 216L57 209L54 207ZM123 212H122V214H123ZM158 213H160V214H158ZM198 213H200V215ZM254 213H256V214L254 215ZM77 214H78V211L75 210L73 215L71 217H69L70 222H77ZM122 214H120V215H122ZM141 214H143V215H141ZM203 214H204V217H203ZM205 214H206V217L208 219H205ZM177 215H179V214H177ZM129 216H131V217H129ZM144 216H145V219L143 218ZM201 216H202V218H201ZM127 217H129V219ZM137 217L139 219H137ZM178 217H180V216H178ZM115 218H117V219H115ZM150 218H151V221H150ZM167 218H169V219L165 220ZM202 219L204 221L203 223L201 222ZM162 220H163V223H162ZM193 221H194V223H193ZM158 222L159 223L161 222V223L159 224ZM182 222H184L185 225H183ZM198 222L199 223L201 222L202 224L206 225L205 228L201 229L203 231L199 230L200 227H202L203 225H201L199 227V229H196V228H198L197 225H199ZM126 223H128V224H126ZM176 223H178L179 225L178 224L176 225ZM188 223H189V225H188ZM85 224L86 225H84V227L86 228V231H85L84 227H83L84 229H82V230L85 232H82L80 229V238L82 237L81 238V245L85 246V244L88 243V244H86L85 247L83 246V248L85 250L87 245H90L89 243H91V245L94 249V250L93 249L92 250L94 252L91 251V254H92L91 255L92 258L90 259L91 263L90 262L88 263V260H86L87 262H85L84 259H87L89 256L86 254L87 251L83 250L84 255H82L83 257L80 258V264H100V261L102 260L103 257H104L103 261H105L107 259L106 255L103 254L102 249L99 250V248H102V243L100 242V236H101V238H105V236H104V234H102L100 232V229L98 227H92L89 224V222H87V220H85ZM113 225L116 226V229L113 228L114 227ZM132 225H133V227H135V228L137 227V228L136 229L133 228ZM158 225H161V226H158ZM192 225L194 226L195 229H192L193 228ZM211 225H213V226H211ZM176 226H178L177 231H176V228H177ZM190 226H192V227H190ZM131 227L134 229V231H132V229H130ZM218 227L221 228L220 231H222L224 229L222 227V225L221 226L219 225ZM95 228H96V230H95ZM121 228H122V230H121ZM182 228H184V229H182ZM180 229H181V231H180ZM213 229H214V231H213ZM9 230L11 231V229H9ZM109 231L112 234H110ZM199 231L202 234L198 233ZM117 232L118 231L116 230L115 234ZM165 232H167V233H165ZM174 234H172V235H174ZM177 234H175V235H177ZM184 234H186L187 236ZM195 234H197V235H195ZM199 234H201V235H199ZM214 235H215V237H214ZM196 236L197 237L199 236L198 238L200 241L197 240L198 238H195ZM185 238H187V239H185ZM195 240L197 242L198 241L199 242L197 243ZM216 241H217V243H216ZM183 242L185 245L183 244ZM115 243H116V241H115ZM180 244H181V246H183L182 247L183 249L180 247ZM231 244H233L234 247H232ZM163 245H164V246H162L163 249L167 250V248H169L168 245H166V244H163ZM230 245L232 248L230 247ZM241 246H243V244ZM190 248H192V249H190ZM148 249H149L150 253H152V254L157 253V250L155 247L150 246ZM88 254L90 255V252ZM195 254L197 255V257ZM199 255H201V256H199ZM84 256H86L87 258H85ZM202 256H206V258L208 256L207 260H205L206 258L203 259ZM194 257H196L197 259H195ZM199 257L201 260L198 259ZM208 259H209V261H208ZM82 260H84V261L82 262ZM199 260H200V262L198 263ZM196 261H197V263H196ZM107 262L111 263V261H109L108 259H107Z\"/></svg>",
  "mask_w": 264,
  "mask_h": 264
}]
</instances>
